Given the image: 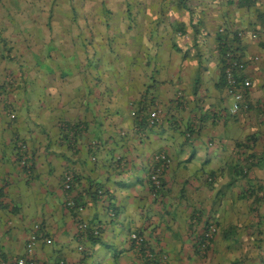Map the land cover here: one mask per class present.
Returning <instances> with one entry per match:
<instances>
[{"label":"crops","instance_id":"obj_1","mask_svg":"<svg viewBox=\"0 0 264 264\" xmlns=\"http://www.w3.org/2000/svg\"><path fill=\"white\" fill-rule=\"evenodd\" d=\"M204 17L193 37L183 12L171 14L153 38L147 36L144 55L128 56L123 73L82 70V85L72 88L39 84L28 98L21 70L15 86L9 82L14 70L0 73V258L22 256L31 227L39 222L52 242H38L36 264H130L138 259L131 231L155 256L165 254V264H264V218L251 242L246 232L235 230L243 221L238 209L245 191L261 186L263 196L264 70L251 61L246 35L239 51L251 80V109L231 114L235 99L219 82L215 40L222 19ZM182 18L184 35L174 26ZM261 47L264 38L256 43ZM137 109H158L160 122L139 125L132 115ZM233 125L238 130L230 133ZM17 140L26 144L28 168L18 162ZM247 144L259 165L244 160ZM160 150L171 164L153 194L147 175L152 154ZM239 169L247 175H236ZM68 171L73 180L66 190L62 181ZM98 188L105 191L93 195ZM68 198L83 204L82 217L99 228L102 243L79 236L74 210L64 204ZM263 205L264 198L259 207L264 211ZM210 222L216 233L202 250L199 240ZM231 235L241 240L239 247H231Z\"/></svg>","mask_w":264,"mask_h":264},{"label":"rangeland","instance_id":"obj_2","mask_svg":"<svg viewBox=\"0 0 264 264\" xmlns=\"http://www.w3.org/2000/svg\"><path fill=\"white\" fill-rule=\"evenodd\" d=\"M47 1L53 2V0H43L41 2L40 0H0V36L2 39L5 38L11 44V49L9 52H7L9 53V59L5 60L0 55V73H2V71L5 72V70H14L13 77L9 79L11 85L15 86L17 79L20 81L24 75L21 85L26 88L27 97L32 98L34 93L31 91L34 87L38 88L39 84L47 88L50 87L49 85L56 86V90H64L66 87L72 88V86L82 85L81 75L79 74V72L82 70L88 69L87 71H100L103 69H115L117 73H123L124 70L129 67L128 55L133 53L136 54L135 49L130 47L132 39L135 40L136 38H133L130 36V34H134L136 29L129 32H123V30H121L118 33V31H115L111 28V31H114L115 35L117 36H115V44H113L115 50H113L111 53H108L105 57H102L101 60H99L101 57L99 54L92 58V47L86 46L85 43H81L82 38L79 37V34L81 30H83L84 36H88L89 27L94 24H101V26L99 25V31L105 34L106 29L103 27L102 23H100L101 21H99V19L101 20V18H99V14L93 12L87 16L79 15L75 19L77 20V23H75V21H72L71 13L64 12V10L69 9L66 7L67 5H65L66 3H62L63 0H59L62 3V10L53 13V15L51 14V20H48L49 7L47 5ZM65 1L66 0H64V2ZM76 1L77 0H73L75 3ZM106 1V6L113 9H115V7H119V3L122 2V0ZM141 1L147 2L148 4H155L158 2V0ZM226 1L227 0H218L215 2L214 0H190L193 7L197 6L193 8L197 15L200 16L202 9H204L205 11L207 10L206 14H210V16H212L211 19L214 20V15L216 13L218 15L219 11H230V15L232 14V16L235 18V20L230 21L232 26H240V18H237L240 13L238 12L239 14H237L236 4H228ZM99 2L100 0L86 1L83 8H86L88 5H96ZM160 7L164 8L162 12L168 11L169 8L174 9V5L168 3V0H166L162 6H159V8L153 6L149 12L151 16L139 24L141 27L140 30L146 29L149 26H153V24L157 22L156 20H153L152 15L156 14V12L158 13ZM185 14L186 13H184V15ZM170 16L171 15L168 13V17L166 19L163 18L161 23L166 24V22L171 20ZM94 31L97 33L96 30ZM246 35H248V37L245 38V41L247 40L249 44L247 51L249 55L252 54L251 61L256 58L255 62L257 63L256 66L258 70H260V68L261 70H264V48H256V43L260 38H264V34L260 38L253 37L251 36V31H248L244 37H246ZM140 37L143 43H148V37L146 34L142 33ZM87 42L89 41L86 40V43ZM123 42H127L128 44L124 45ZM47 45L55 47L53 50H51L50 58L45 56V47ZM3 47L7 49V46ZM35 53H38L41 56L39 58L43 64H48L53 67L54 62H56L58 67L53 68V71L49 72L45 67L38 65L35 62L36 59L33 56ZM257 53H259V56L255 55ZM90 59H92L91 62ZM97 62L98 65L96 64ZM63 68L69 70L71 74L59 76V70ZM16 70H21L23 75L18 73L16 76ZM105 77H107V74ZM109 82L112 83L113 81L109 79ZM28 112L29 111H27V114ZM230 127H232L229 131L230 133L238 130L234 127V125ZM237 190L241 189L237 188ZM260 195H262V193H260ZM249 202L250 199L246 197L244 200H242L243 205L242 207L239 206L240 208L238 210H242L243 221L237 223V228H235V230L239 229L246 232L249 235V237L246 236V239H248V242H251V240H253L252 234L255 232L257 224L253 222H256L258 216L256 209L253 211L251 207L249 209V213L245 211V207H247L246 204ZM245 216L249 217L247 221H244V219L247 218ZM238 219H240V216H238ZM260 228L263 229V226L261 225ZM215 233L216 231L214 232V235ZM228 241L231 247H239L241 243L239 238H233L232 235ZM101 248L103 249V246ZM246 254L248 255V253ZM246 262L249 264L248 261Z\"/></svg>","mask_w":264,"mask_h":264},{"label":"trees","instance_id":"obj_3","mask_svg":"<svg viewBox=\"0 0 264 264\" xmlns=\"http://www.w3.org/2000/svg\"><path fill=\"white\" fill-rule=\"evenodd\" d=\"M43 0H40V2ZM89 1V0H77L76 3L73 2V0H66L62 3H66L65 5H67L66 7L69 8L67 10H64L65 13L70 12L72 15V21H75V23H77V20H75L77 18V16L79 15H90L93 12L98 13L99 14V18H101V20L99 19V21H101L100 23H102L103 27H105L106 31L105 34H103L101 31H99V25L101 26V24H94L92 26L89 27V35L88 36H84L83 34V30H81L79 37L82 38L81 43H85L86 46H90L92 47V58L95 55L101 56L99 60L102 59V57H105L108 53L113 52L114 46L113 44H115V39H116V35L114 31H111V28L114 29L115 31H118V33L123 30V32H129L132 30L136 29V32H134V34H130V36H132L133 38L135 37L136 39H132L131 42V46L133 49H135L136 53L140 52V54H145L147 49H146V43H143L141 40V35L142 33L146 34L149 38H153L154 33H156L158 31V24L160 23V21H163V18H167L168 17V13L169 15L173 14V15H178L180 12L186 13V15H184V17L187 18L188 23L190 28L192 29V36L196 37V35L200 32V29L198 27L199 24H203V22L205 21V13L207 12V10L205 11L204 9H202L201 13L203 14L202 16L197 15L193 8L197 7V6H192L190 0H168V3L174 5V9L169 8L168 11L166 12H162L164 10V6L160 7V9L158 10V13L156 12V14L152 15L153 20H156L157 24L154 26H149L146 29L140 30V23L144 22L145 20H147L149 18L150 15V10L152 9V7L156 6H162V4L166 1V0H158V2H156L155 4L151 3L148 4L147 2L141 1V0H122L121 3H119V7H115V9L113 8H108L106 6L107 1L106 0H100L99 3H97L96 5H88L85 9L83 8V6H85V2ZM218 1V0H214ZM47 5L49 7V15H48V20H51V16L53 15V13L58 12L60 10H62V3L59 0H53L52 1H47ZM60 2V3H58ZM228 4H236V11L237 14L240 13V15H238L237 18L239 19V24L240 26H232V23L229 21L230 18L228 17L230 15V11L226 12V11H219V16L217 15V13L214 15V20H218V19H222V24L218 25V27L215 30V40L217 41V52H218V59H219V70H220V76H219V82L220 84L225 87V91L227 92V88H228V82H227V77H226V73H225V68L228 66L227 61L228 60H236V61H241L244 66L240 71L234 70L233 71V75L236 77L237 79V83L238 81L242 80L244 77H247V75H244L243 71L246 68L245 66V61H243L241 52L240 50V46L242 44V39L245 36V34H247L248 31H251V36H255L257 35L258 37L264 33V0H227L226 1ZM46 3V2H45ZM65 7V8H66ZM235 11V9H234ZM235 11V12H236ZM239 12V13H238ZM63 13V11H62ZM52 14V15H51ZM243 14V16H242ZM210 15V14H209ZM85 16V17H86ZM188 16V17H187ZM162 19V20H161ZM183 20L181 22H175L174 26H176V30L184 35L185 34V30L183 28V26L185 25V20L184 18H182ZM114 22V23H113ZM150 22V21H148ZM122 23V24H121ZM114 24V25H113ZM171 24L173 25V22H171ZM97 31V33H95L94 30ZM139 29V30H138ZM159 34V32H158ZM116 36V37H115ZM1 37V36H0ZM86 40L89 41L86 43ZM89 43V44H88ZM124 45H127V42H123ZM3 46H7V49ZM55 47L51 46V45H47L45 47V52L48 53L51 50H53ZM11 49V44L4 38L0 40V55L2 54L3 57H9V52ZM232 53V57L230 56V54ZM38 54V53H37ZM134 55V54H131ZM129 56V55H128ZM257 56V55H256ZM36 57V56H35ZM38 57V56H37ZM36 57V58H37ZM254 60H256V58H254ZM92 61V59H90V62ZM38 65H41L43 67H45L46 69H50L53 70V68L58 67L57 63L54 62V66L51 67L50 65H45L43 64V62L41 60H36L35 61ZM98 65V62L96 63ZM95 64V65H96ZM63 72V75H67V74H71L69 70L67 69H60V72ZM249 79V78H248ZM250 80V79H249ZM251 86V80H250V85L245 86L244 89V94H245V98L248 104V109L247 112L251 109V102L250 99L248 98V90ZM228 93V92H227ZM229 94V93H228ZM231 95V94H229ZM232 96V95H231ZM143 109V108H142ZM148 112H141L138 109L137 110H132V115L135 116V119L137 121H139V125H146L147 127H153L155 125H157L159 122L154 123L152 126H149L146 120V115ZM241 113L237 112L235 114ZM232 114V113H231ZM12 118V117H11ZM143 126V127H144ZM191 128V126L189 127ZM192 129H190L189 132H191ZM189 135V134H188ZM250 140V138L248 137V141ZM256 139L253 137L252 141H255ZM22 142L25 146V151L23 152L24 154H26V162L22 163L21 162V152L18 146V143ZM246 144V143H244ZM241 145V144H236ZM16 146H17V151H18V162L22 167H26L28 168V155H27V148H26V144L21 141V140H17L16 142ZM240 148V146H238ZM249 145L247 144V146L245 147V149L243 150V157L244 160L246 161V163L250 164V165H259V160L258 157L256 158L255 155L250 152L248 150ZM163 151V150H162ZM160 151L154 152L152 154V156L155 153H159ZM165 152V151H164ZM167 155L168 153L165 152ZM240 154V153H239ZM151 156V157H152ZM169 156V155H168ZM241 156V154H240ZM170 157V156H169ZM171 159V157H170ZM153 159L151 158V162L149 165V170H148V175H147V181L150 187L151 192L154 194L156 192H159L163 186V176L165 171L167 170V168L170 166L165 168L163 175L160 177V181H161V185L160 187L154 191V186L152 185V182L150 180L149 177V173L153 170V167L156 165V162L152 161ZM250 168V166L246 167V169L248 170ZM247 170H245L247 172ZM244 169L240 170L238 172H236V175H242V176H246L247 173H243ZM63 185V184H62ZM103 188L100 189H96L92 192L93 195H97L99 193L103 192ZM105 191V190H104ZM261 186L259 187H253L251 186L250 188H248L245 192L246 193V198L250 199L249 204V209L250 207L252 208L253 211H257V220L255 223H258V227H261V224L263 223L262 219L264 218V211L260 210L259 207H261V205L263 204V196L259 195V193H261ZM67 201V199H66ZM65 201V205L69 208H72V210H74V214H75V219L80 216V219L82 221H86L83 217H82V212H83V204H80L78 202H75V205L73 207L68 206V204ZM82 208V210H81ZM260 220V221H259ZM253 222V223H254ZM87 228L84 231H78L79 232V236L81 235H88V239L91 240V242L93 243H102V236L100 234V230L97 226L92 227L91 224L89 222H87ZM211 224H207V226L204 228V232L206 230H208L210 225L215 226L216 225L213 224L212 222H210ZM217 229V228H216ZM94 230H96V232H94ZM203 232V233H204ZM132 233V231L129 233L128 237L130 240L131 236L130 234ZM202 238V237H201ZM200 238V239H201ZM134 243L132 244V250L135 249L136 252H134L135 256L138 257L137 260H141V261H137L136 259L133 258L132 262L130 264H147L146 261V257L142 256L141 258H139V252H144V249H142L140 246H138V244H136V242L134 240H132ZM202 239L199 240V243L201 244ZM143 245V243H142ZM145 253V252H144Z\"/></svg>","mask_w":264,"mask_h":264},{"label":"built area","instance_id":"obj_4","mask_svg":"<svg viewBox=\"0 0 264 264\" xmlns=\"http://www.w3.org/2000/svg\"><path fill=\"white\" fill-rule=\"evenodd\" d=\"M230 56L232 57V53L230 54ZM227 63L228 66L225 68L227 82L229 85L227 88V92L231 94L235 99V103L230 107L229 111L232 114H235L240 111L246 112L248 109V104L245 98L243 88L245 86L250 85V80L247 77H244L237 83V79L233 75V71H240L243 68L244 64L241 61H236L232 59L228 60ZM10 116L13 117L14 115L10 114ZM146 120L149 126H152L154 123L159 122L161 120L160 111L158 109L151 110L147 113ZM18 146L22 155L21 162L25 163L27 158L26 154L23 153L25 151V146L22 142H19ZM152 159V161L156 162V165L153 167V170L149 173V177L152 182V185L154 186L155 191L160 187V177L163 175L165 168L169 166L171 159L164 151L155 153L152 156ZM72 180V173L69 171L66 172L62 181L63 188L66 190L70 189ZM66 203L70 207H73L75 205V202L71 198H68ZM79 215L76 218V227L78 231H84L87 228V223L86 221H82ZM215 231V226L210 225L208 230L203 233L202 242L200 245L202 250H206L209 242L214 236ZM94 232H96V230H94ZM130 236L131 239L134 240L136 244H138V246L144 249L147 264L166 263L167 256H165V254L155 256L149 249L145 248L144 245H142V237L138 236L135 232H132ZM38 242H43L44 244H51L52 239L45 234V231L41 228L40 223L35 222L33 223L31 230L28 234V238L25 243L24 254L22 256L12 257L9 259L0 258V264H36L34 252ZM79 249H82V246H79ZM59 264H65V262L63 260H60Z\"/></svg>","mask_w":264,"mask_h":264}]
</instances>
